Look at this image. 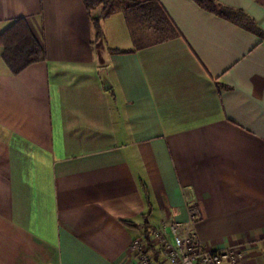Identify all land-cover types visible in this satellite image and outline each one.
I'll list each match as a JSON object with an SVG mask.
<instances>
[{"label":"crops","instance_id":"0c3cea01","mask_svg":"<svg viewBox=\"0 0 264 264\" xmlns=\"http://www.w3.org/2000/svg\"><path fill=\"white\" fill-rule=\"evenodd\" d=\"M217 1L264 30V0ZM158 2L179 37L140 45L118 11L99 50L81 0H0V33L23 17L46 56L12 74L0 46V264H137L143 223L189 203L200 246L264 264V41Z\"/></svg>","mask_w":264,"mask_h":264},{"label":"trees","instance_id":"16d2710c","mask_svg":"<svg viewBox=\"0 0 264 264\" xmlns=\"http://www.w3.org/2000/svg\"><path fill=\"white\" fill-rule=\"evenodd\" d=\"M81 1L86 8L92 33L91 42L96 49L101 50L104 42L101 21L118 11H122L125 14L132 35L135 36L139 32L144 33L146 41L140 38L135 39L140 42V45L145 42L156 44L180 36L158 0ZM193 1L200 8L236 24L264 41V30L244 11L226 7L217 0ZM0 46L2 47L1 57L12 74H18L29 65L43 62L46 58L44 47L35 39L27 25L26 19L23 17L13 19L7 28L0 33ZM107 50L111 53H126L125 51ZM140 187L147 207L146 212L142 215L145 221L150 215L152 208L146 186L140 183ZM122 224L127 227H137V225L130 221H122ZM143 225V237L148 241L149 229L146 222ZM153 253L155 256L159 255L158 251H154Z\"/></svg>","mask_w":264,"mask_h":264},{"label":"built area","instance_id":"2783aa9c","mask_svg":"<svg viewBox=\"0 0 264 264\" xmlns=\"http://www.w3.org/2000/svg\"><path fill=\"white\" fill-rule=\"evenodd\" d=\"M198 218L197 205L189 203L186 221H173L149 230V240H133L129 254L137 264H240L243 255L236 247L209 249L199 245L194 232ZM153 250L159 252L161 259L153 261Z\"/></svg>","mask_w":264,"mask_h":264}]
</instances>
